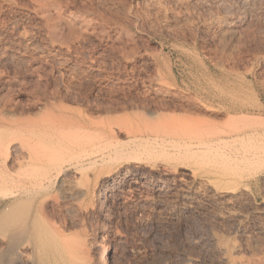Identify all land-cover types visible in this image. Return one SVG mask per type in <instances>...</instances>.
Returning <instances> with one entry per match:
<instances>
[{"label":"rangeland","instance_id":"obj_1","mask_svg":"<svg viewBox=\"0 0 264 264\" xmlns=\"http://www.w3.org/2000/svg\"><path fill=\"white\" fill-rule=\"evenodd\" d=\"M0 222V264H264V0H0Z\"/></svg>","mask_w":264,"mask_h":264},{"label":"bare ground","instance_id":"obj_2","mask_svg":"<svg viewBox=\"0 0 264 264\" xmlns=\"http://www.w3.org/2000/svg\"><path fill=\"white\" fill-rule=\"evenodd\" d=\"M181 2H182V1H181ZM28 158H29V157H28ZM24 194L27 195L26 193H12V194H10L9 196H10V197H18V198H19V197L23 196ZM28 194H29V193H28ZM102 195H104V194H103V191L101 190V192L98 193V196L101 197ZM29 196H30V195H29ZM99 197H98V198H99ZM8 208H9V207H8ZM1 209H2V208H1ZM5 211H6V210H5ZM5 211H4V212H5ZM41 211H42V210H41ZM2 212H3V210H2ZM4 212H3V213H4ZM6 214H7V213H6ZM27 217H28V216H27ZM35 217H36V216H35ZM31 218H32V217H31ZM33 218H34V217H33ZM33 218H32V220H34ZM37 219H38V218H37ZM4 220H5V219H4ZM4 220H3V221H4ZM7 221H8V219H7ZM26 221H28V219H26ZM40 221H41V220H40ZM4 222H5V221H4ZM24 222H25V221H24ZM5 223H6V222H5ZM7 223H8V222H7ZM7 223H6V224H7ZM9 223H10V222H9ZM28 223H29V221H28ZM36 223H37V220H36ZM0 224L3 225L4 223H3V222H2V223L0 222ZM6 224L3 225L4 227H2L3 229H5V232L9 229V228H6V227H5ZM12 224H13V222H12ZM33 224H34V223H33ZM33 224H32V226H33L32 228L34 229V228H35V225H33ZM9 225H10V224H9ZM23 225H24V224H23ZM36 225H38V224H36ZM7 226H8V225H7ZM25 226H26V225H25ZM27 226H28V225H27ZM29 226H30V225H29ZM29 226L26 227V228H29ZM8 227H9V226H8ZM11 227H12V226H11ZM11 227H10V228H11ZM15 228H16V227H15ZM18 228H19V227H18ZM6 229H7V230H6ZM30 229H31V228H30ZM35 229H37V228H35ZM35 229H34V230H35ZM39 229H40V228H39ZM9 230H11V232H8V233L11 234V237H10V236H9V237L12 238V239H15V238L17 239V237H16V236L18 235V234H17V231H14V229H12V228L9 229ZM12 230H13V231H12ZM27 230H28V229H27ZM31 230H32V229H31ZM31 230H29V231H31ZM19 231H20V230H19ZM5 232H4V233H5ZM31 232H32V231H31ZM33 232H34V231H33ZM33 232H32V233H33ZM21 233H22V232H20L19 234H21ZM27 233H30V232H27ZM34 233H35V232H34ZM34 235L37 236L38 234H37V235L34 234ZM19 236H22V234L19 235ZM38 236H39V235H38ZM1 237H2V236H1ZM1 237H0V238H1ZM9 237H8V238H9ZM30 237H31V236H30ZM32 237H33V235H32ZM34 238H35V237H34ZM35 240H36V239H35ZM12 241H13V240H12ZM12 241H10V243H11ZM31 243H32V242H31ZM24 244H25V243H24ZM21 246H22V245H21ZM26 248H27V247H26ZM70 250H71V249H70ZM97 250H98V249H97ZM69 252H70V251H69ZM108 252H109V246H108L107 244L102 245L101 248L99 249V251H97V254H96V253L94 254V260H95V263H94V264H108V260H109V254H108ZM69 255H70V253H69ZM71 256H73V255H71ZM70 260H71V259H70ZM76 260H77V259H76ZM0 261H1V259H0ZM2 262H3V260H2ZM73 263H74V262H73ZM71 264H72V263H71ZM78 264H79V262H78Z\"/></svg>","mask_w":264,"mask_h":264}]
</instances>
